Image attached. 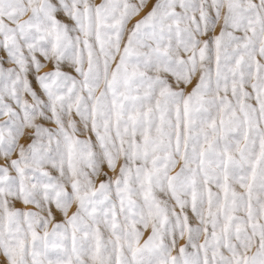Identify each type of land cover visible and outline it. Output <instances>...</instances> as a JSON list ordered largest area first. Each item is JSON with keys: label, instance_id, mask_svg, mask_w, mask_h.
Segmentation results:
<instances>
[{"label": "snow or ice", "instance_id": "6c2138e0", "mask_svg": "<svg viewBox=\"0 0 264 264\" xmlns=\"http://www.w3.org/2000/svg\"><path fill=\"white\" fill-rule=\"evenodd\" d=\"M148 3L0 0V264H264V0Z\"/></svg>", "mask_w": 264, "mask_h": 264}, {"label": "rangeland", "instance_id": "374dc122", "mask_svg": "<svg viewBox=\"0 0 264 264\" xmlns=\"http://www.w3.org/2000/svg\"><path fill=\"white\" fill-rule=\"evenodd\" d=\"M96 2L99 3L100 0H96ZM131 2H133V3H138L139 0H131ZM155 2H156V0H149V3L147 4V6H146V7L140 12V14H139L138 16L134 17V18L132 19V21H130L128 27L131 28L132 25H133L137 20L141 19V18H142V17H143V16H144V15H145L150 9H151V7L155 4ZM256 2H258V0H256ZM26 18H27V17H25V19H26ZM221 23H222V21H221ZM219 30H220V28H219V26H217V29H216V33H217V34L219 33ZM125 42H126V37H125ZM122 47H123V46H122ZM2 54H3V53L0 52V55H2ZM118 59H119V58L117 57V60H118ZM113 67H115V65H113ZM51 68H52V65L49 64L46 68L42 69L41 72L43 73V72L49 71V70H51ZM197 80H198V75H197L196 78H194V80H193V85H192V86H194V84L197 82ZM34 86H35V85H34ZM192 86H189V87L186 89V91H190ZM2 120H3V118L0 117V121H2ZM30 131H31V130H29V129H26V130H25V133H26L25 136H24V137H21V139H20V143H21V144H26V143L29 142V141L27 140V134H28ZM17 155H18V153H13V155H12V157H11L10 159H16V158H17ZM6 163H7L6 159H5L3 156H0V166H4ZM179 170H180V165H177V167L175 168V170L173 171L172 174H175V172H178ZM11 174L14 175L15 173L13 172V173H11ZM237 190H239V189H237ZM14 206H15L16 208H21V209H24V210L39 211V210L36 209L35 206H33V205H28V206L25 208V206H24L22 203H20V202H16ZM75 209H76V205H73L72 208L69 210V215H71V214L75 211ZM177 210H178V209H177ZM53 212H54V214H55V216H56V220H57V221L63 219L62 214L59 213V212L55 209L54 206H53ZM49 230H51V225H49ZM143 231H144V235H143V237L141 238V241H140L141 244H143L144 241H145V240L148 238V236L151 234V227L149 226V228H148L147 230H143ZM200 242H201V243L203 242V237H201V241H200ZM186 243H187V237H186V236H185L184 239H178V240H177V244H176V248L173 250L172 255H173V256L178 255L179 248H180L181 246L185 245ZM189 251H192V249L189 248Z\"/></svg>", "mask_w": 264, "mask_h": 264}]
</instances>
